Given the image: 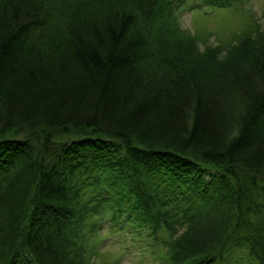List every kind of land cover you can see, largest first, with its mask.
<instances>
[{"label":"trees","instance_id":"trees-1","mask_svg":"<svg viewBox=\"0 0 264 264\" xmlns=\"http://www.w3.org/2000/svg\"><path fill=\"white\" fill-rule=\"evenodd\" d=\"M243 1L0 0V264H264V26L178 17Z\"/></svg>","mask_w":264,"mask_h":264},{"label":"rangeland","instance_id":"rangeland-1","mask_svg":"<svg viewBox=\"0 0 264 264\" xmlns=\"http://www.w3.org/2000/svg\"><path fill=\"white\" fill-rule=\"evenodd\" d=\"M243 3L247 11L235 6L185 7L178 12V17L184 27H190L197 36L211 33L206 39L199 37L201 49L206 44L223 45L237 41L245 31L253 33L264 26V0H244ZM126 231L101 229L97 237L103 239L97 253L91 255L93 264H160L146 240L133 242Z\"/></svg>","mask_w":264,"mask_h":264}]
</instances>
